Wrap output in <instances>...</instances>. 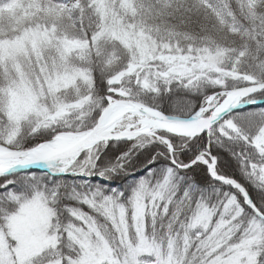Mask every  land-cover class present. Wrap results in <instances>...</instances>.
I'll return each mask as SVG.
<instances>
[{
  "label": "snow or ice",
  "instance_id": "1",
  "mask_svg": "<svg viewBox=\"0 0 264 264\" xmlns=\"http://www.w3.org/2000/svg\"><path fill=\"white\" fill-rule=\"evenodd\" d=\"M0 264H264V0H0Z\"/></svg>",
  "mask_w": 264,
  "mask_h": 264
},
{
  "label": "trees",
  "instance_id": "2",
  "mask_svg": "<svg viewBox=\"0 0 264 264\" xmlns=\"http://www.w3.org/2000/svg\"><path fill=\"white\" fill-rule=\"evenodd\" d=\"M113 186H115V185H113Z\"/></svg>",
  "mask_w": 264,
  "mask_h": 264
}]
</instances>
